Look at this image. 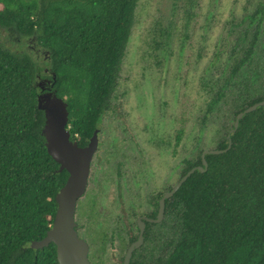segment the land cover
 Wrapping results in <instances>:
<instances>
[{"label":"trees","instance_id":"1","mask_svg":"<svg viewBox=\"0 0 264 264\" xmlns=\"http://www.w3.org/2000/svg\"><path fill=\"white\" fill-rule=\"evenodd\" d=\"M137 2L0 0V27L31 37L46 52L48 78L55 74L53 89L67 103L68 129L79 146L92 137L116 86ZM263 16L264 0L252 18ZM257 34L254 30L247 38L242 32L247 43L241 57L232 60L207 113L231 85L234 119L264 100V88L250 98L245 81L233 82L239 66L254 62ZM37 74L29 56L0 46V264H58L54 244L30 247L51 228L55 196L68 178L40 135ZM230 139L227 152L206 155L207 170L195 171L177 191L171 235H154L130 264H264V106L245 114ZM227 144L224 139L216 149ZM196 166L200 154L184 161L181 176Z\"/></svg>","mask_w":264,"mask_h":264},{"label":"rangeland","instance_id":"2","mask_svg":"<svg viewBox=\"0 0 264 264\" xmlns=\"http://www.w3.org/2000/svg\"><path fill=\"white\" fill-rule=\"evenodd\" d=\"M261 1L138 0L100 137L109 147L128 142L127 196L134 213H145L147 198L175 184L184 161L193 160L203 150L215 149L233 125L237 106L232 85L223 90L209 113L206 109L214 92L228 78L232 60L241 56V48L246 45V39L241 41L242 32L246 30L249 36L256 27V19L250 16ZM257 31L254 62L233 79L235 83L238 79L247 83L250 98L259 96L264 88V16ZM0 46L16 56H29L40 79H49L48 56L31 37L0 27ZM178 132L180 144L174 150L172 143ZM160 140L162 164L156 182L147 161L157 156L152 144ZM113 191V187L105 186L95 218L91 223L82 219L91 235L87 229L79 234L90 244L92 264H97L99 236L108 237L114 231ZM99 255L100 264H121L124 250L119 251L118 242L113 240L105 243Z\"/></svg>","mask_w":264,"mask_h":264},{"label":"water","instance_id":"3","mask_svg":"<svg viewBox=\"0 0 264 264\" xmlns=\"http://www.w3.org/2000/svg\"><path fill=\"white\" fill-rule=\"evenodd\" d=\"M55 82L56 77L52 73L51 78L44 80L46 84L44 87L35 85L39 89L37 108L43 113L40 135L44 140L48 154L59 165L58 171L65 170L68 173V178L55 196L56 214L51 228L43 239L32 242L30 247L38 250L52 243L56 247L58 264H91L88 257L89 245L86 240L79 237L76 231L75 211L78 200L86 190L91 161L98 144L97 130L93 132L86 146L81 147L72 140L71 132L68 129V106L63 99L56 95L53 89ZM260 106H264V100L249 106L236 115L233 128L227 136L228 144L225 149L202 151V165L190 169L171 191L166 192L161 198L155 222H159L163 216L165 200L171 198L195 171L203 173L207 170L206 155H219L227 152L232 143L230 135L236 132L239 121L245 114L255 111ZM143 230L144 228L141 226L140 236L127 250L123 264H129L132 252L141 246Z\"/></svg>","mask_w":264,"mask_h":264},{"label":"flooded vegetation","instance_id":"4","mask_svg":"<svg viewBox=\"0 0 264 264\" xmlns=\"http://www.w3.org/2000/svg\"><path fill=\"white\" fill-rule=\"evenodd\" d=\"M253 15L254 13L250 16V19L251 20L256 19V21L254 20L256 22L255 23L256 27H254L253 29L254 31V30H257V25L259 24L261 19H263V17L260 20H258L259 19L258 17L252 18ZM251 34H249L248 38L251 36ZM237 42L239 46L240 39ZM245 42L247 43V39ZM255 48H256V44H255V47L253 48V51L255 50ZM239 49L240 48H238V50ZM240 57L241 56L239 55L238 58L240 59ZM243 68H244L243 65L239 66L237 75L241 74L240 71H242ZM36 77L37 79H39V81L37 82V85L44 87V85H46L44 83V80L40 79L38 75ZM107 111H109L108 104H107V108L104 110L103 115ZM103 115L101 117L98 127L95 129L97 130L98 144H97L96 151L91 161L86 190H85L84 195L78 200L77 206H76V211H75L76 231L79 237L82 239L84 238L79 234V232L81 231H84L87 229L88 235H91V232L89 230V225L85 226L84 223L82 222V219H88V221L91 223V221L95 218V214H96L95 210L97 208V201L99 200V198H101V194L103 190L105 189V186H107L108 188L113 187L114 198H115V209H114L115 217L112 221H113L114 231L111 232L108 237L104 235L101 237L99 236L98 244H97L98 251H96L97 254L95 257V261L97 264H100L99 254H101L102 250L104 249L105 243L106 242L111 243L114 240L118 242L119 251L124 250V255L121 258V264H123L124 256L127 250L129 249V247L139 238L140 227L142 226L144 228L143 234H142V244L140 247L136 248L132 252V256L130 259V263H131L133 255L135 253L137 254V252L144 245H146L145 244L146 241L150 240L152 237H155L154 235L160 234L162 237H164L165 235L167 236L171 235V224L175 226V222L177 220L178 204H177V196L175 197L177 192L171 198L165 200L163 216L159 222H155V221L157 219V215L159 212V204H160L161 198L166 192L171 191V189L180 181L182 176L179 173L177 182L175 184L167 187L164 191H155V194L153 196L148 197L147 202L143 206L145 213L143 214L134 213V211L130 209V207L132 206V203L131 201H128L127 195L129 194L130 185L128 184V179H127L126 171H125V169L127 168L129 164V160H127L125 156L129 155L130 147L126 140L121 142L118 145H115V147H109L107 142L102 143V141L100 140V137L103 133L102 128H101V124L104 122ZM232 126L227 131L224 139H227L229 131L233 128ZM117 133L119 135H122L121 131H118ZM121 138L124 139V137H121ZM180 139H181L180 132H178L172 143V148L174 150L176 148V145L178 146L180 144ZM162 145H163L162 140H160L157 144H152V148H155L157 150L156 152L157 156L153 157V159H151L150 162L147 161V166L149 168L148 170L150 171V174L156 175L157 172L159 173L161 170L162 162H160V153H161L160 149L162 148ZM201 153H200V157H201ZM173 155H175V152H173ZM132 158L134 161H138V158L136 155H132ZM155 158H156V164L154 166ZM201 165H202V162H201ZM153 180L157 182L159 181V177L156 175V177H154ZM90 187L93 189V191H91ZM167 204L169 206L168 209L166 206ZM170 204L173 206L170 207ZM127 221H128V225L126 224ZM90 242L92 244V240ZM88 245H89L88 257L91 262V259H90L91 258L90 256L91 247L89 243Z\"/></svg>","mask_w":264,"mask_h":264}]
</instances>
